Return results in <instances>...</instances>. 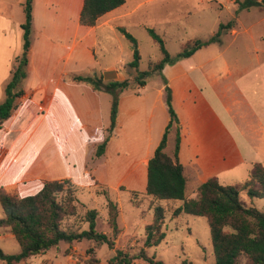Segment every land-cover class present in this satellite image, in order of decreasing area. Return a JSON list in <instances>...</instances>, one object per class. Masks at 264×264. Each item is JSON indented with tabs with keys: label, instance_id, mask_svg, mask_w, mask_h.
Instances as JSON below:
<instances>
[{
	"label": "crops",
	"instance_id": "crops-1",
	"mask_svg": "<svg viewBox=\"0 0 264 264\" xmlns=\"http://www.w3.org/2000/svg\"><path fill=\"white\" fill-rule=\"evenodd\" d=\"M84 1L33 0L28 74L23 81L25 94L0 127V188L9 193H34L44 180L53 179L44 174L46 167L42 162L50 147L42 141L46 135L64 131V140L69 141L68 113L73 100L68 92V73L60 64L68 62L76 51H80V56L94 57V47L108 40L119 26L125 27L123 22L136 16L146 3L125 0L89 26L80 22ZM204 1L198 0V3ZM227 1L233 4L236 14L230 32L222 34L220 41L203 46L189 57L167 63L161 72L154 73L161 76L160 83L149 96L143 93L148 82L139 86L135 91L138 98H134L130 109V114L136 113L139 106L136 99H139L146 108V128L151 131L156 119L162 138L170 121L167 100L163 97L166 86L171 88L172 104L179 118L178 159L185 167L187 190L191 184L198 187L211 177H217L226 185L244 182H235L236 177L250 173L257 162L264 164V9L240 8L235 0ZM171 2L174 1L165 0L164 4L169 6ZM23 23L0 10V104L6 97L11 69L23 52ZM140 24L146 25L144 20ZM122 63L103 66V78L122 80ZM69 80L76 81L73 76ZM158 114L160 119H157ZM107 128L100 129L103 135L98 141L103 142ZM174 132L176 134V129ZM85 138L88 142L94 140L89 135ZM57 140L59 144L60 134ZM155 148L148 149L140 159L147 167V179L148 161ZM141 208L140 228L150 224L154 217V209L149 204ZM36 256L21 264L30 263ZM214 263L215 259L204 257L202 264Z\"/></svg>",
	"mask_w": 264,
	"mask_h": 264
},
{
	"label": "rangeland",
	"instance_id": "rangeland-1",
	"mask_svg": "<svg viewBox=\"0 0 264 264\" xmlns=\"http://www.w3.org/2000/svg\"><path fill=\"white\" fill-rule=\"evenodd\" d=\"M24 1L0 0V10L13 15L15 20L25 21L22 6ZM144 1L146 3L140 12L123 22L126 29L137 38L141 54L139 67L129 65L136 46L119 30L110 34L108 40L94 47V57L80 56V51H76L68 58V62H63L59 66L65 68L68 73L70 83L68 92L73 100L68 113L69 141L64 140V131L54 132L53 136L48 134L42 139L50 146L43 155L42 162L46 167L44 174L58 180L68 178L76 188L77 214L65 219L64 227L76 230L89 229V223L83 220L84 216L89 209H97L99 212L97 229L111 235L107 204L110 198L117 202L120 208L118 223L121 233L114 248L107 244L93 247L95 241L87 239L71 245L61 242L59 248L52 247L45 254L37 255L28 264H88L87 261H91L92 264H113L111 259L118 249L131 256H139L144 247L145 226L139 227L142 208L133 205L130 199L134 195L132 190L146 189L147 167L140 162L141 157L148 149L153 150L162 138L156 128V119L153 121L151 131L146 128L148 125L146 108L139 99L138 101L136 99L139 104L136 113L130 114V109L134 105V98L137 97L135 91L139 89L136 82L138 73L147 70L150 61H158L163 57L158 43L151 38L146 27L155 28L163 36L170 54L175 56L188 40L206 39L212 32L218 30L220 23H227L233 19L236 21L235 8L227 0L216 2L205 0L202 3H198V0H169L174 1L169 3V6L167 3L164 4L165 0ZM142 20L146 24L145 27L140 24ZM55 24L53 21L52 25ZM227 32H230V29H224L223 34ZM119 62H124L120 67L122 80L128 79L131 85L119 93L117 114L119 122L116 120L111 133L106 131L105 136L110 135V140L104 154L98 157L94 151L102 142L98 141L103 135V130L100 129L110 126L113 94L106 90H93L90 82H76L69 78L72 79L74 74L101 76L103 66L112 63L118 65ZM160 79L161 76L158 74H152L146 79L148 85L143 90L145 96L151 95ZM104 80L109 81L105 77ZM166 97L167 90L163 98ZM158 117L160 119L159 114L157 119ZM174 131L175 128L167 145V152L170 154L175 149ZM59 134L62 140L58 144L56 138ZM87 135L95 141L88 142L85 138ZM248 175L249 173H245L241 177H236L235 182L246 180ZM198 187L191 184L187 195L196 197ZM241 196L247 205L264 210V198H251L246 191H242ZM182 202V200L161 202L168 209L164 224L166 239L157 247L150 248L148 253L163 260L165 264H202L204 257L213 261L215 257L208 220L202 216L188 214L172 218L175 207L180 206ZM148 204L146 201L143 206L146 208ZM2 214L0 204V217ZM18 244L7 228H0V248L4 252H19ZM66 251H69V254H65ZM138 263L147 264L142 258L134 259L132 262ZM0 264L5 262L0 259Z\"/></svg>",
	"mask_w": 264,
	"mask_h": 264
},
{
	"label": "trees",
	"instance_id": "trees-1",
	"mask_svg": "<svg viewBox=\"0 0 264 264\" xmlns=\"http://www.w3.org/2000/svg\"><path fill=\"white\" fill-rule=\"evenodd\" d=\"M240 8L258 6L264 9V0H235ZM125 0H85L81 11L80 22L83 25L93 26L105 13L119 7ZM33 0L23 3L25 21L23 28V52L16 58L11 69V80L5 87L6 97L0 104V127L12 115L18 106L19 99L25 94L23 81L28 74V52L31 46V30L33 23ZM233 21L220 23L218 30L209 38H193L184 43L181 51L172 56L166 47L163 36L153 27H147L151 38L159 45L163 57L158 61H150L148 69L140 71L136 77L139 86L146 84V79L162 71L167 63L191 56L198 49L213 42L220 41L224 29H231ZM118 30L136 47L133 50V59L129 63L138 68L141 54L138 41L125 27ZM76 81L92 83L96 90H106L113 94L111 109V124L106 131H113L116 124L119 93L130 87L128 79L112 80L106 82L103 76L73 75ZM167 105L170 121L160 143L148 161V179L146 191H133L131 203L141 207L148 201L150 208L154 209L153 221L145 226L144 247L139 256H131L122 249H118L112 257L113 264H132L134 259L142 258L147 264H165L155 255L150 256L148 247L158 246L166 237L163 230L166 217V208L161 203L166 200H182L173 213L177 217L181 214L202 216L208 220L215 255L214 264H264V210L249 206L242 199V191H246L251 198H264V164L255 163L249 173L248 179L237 184H222L217 177H211L198 187L196 197L187 196V178L185 167L178 159L180 148L179 118L172 104L171 88L166 86ZM175 128V149L173 154L166 150L170 131ZM110 135L97 147L96 155L104 154ZM42 187L30 194L19 195L9 193L0 188V204L3 214L0 217V228H7L19 243L20 251L6 253L0 248V259L5 264H21L29 258L46 253L52 247L59 248L61 242L73 244L84 239L94 240L95 246L107 244L114 248L121 228L118 223L120 208L118 203L111 200L108 204V225L112 231H99L97 229V209H89L84 221L89 223V229L76 230L64 227L65 219L77 214L76 188L73 182L66 179H46ZM145 211H142L144 214ZM94 248H92L93 250ZM65 254H69L66 251ZM86 263L92 264L91 261ZM141 264V263H138Z\"/></svg>",
	"mask_w": 264,
	"mask_h": 264
}]
</instances>
